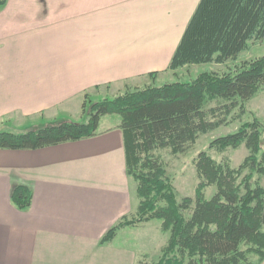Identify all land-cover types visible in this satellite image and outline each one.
<instances>
[{"label": "crops", "instance_id": "1", "mask_svg": "<svg viewBox=\"0 0 264 264\" xmlns=\"http://www.w3.org/2000/svg\"><path fill=\"white\" fill-rule=\"evenodd\" d=\"M200 2L8 0L0 10V129L79 123L86 94L165 75ZM120 123L78 142L0 150V264L138 263L122 243L130 228L100 245L139 205ZM18 186L32 192L28 210L11 201Z\"/></svg>", "mask_w": 264, "mask_h": 264}, {"label": "trees", "instance_id": "2", "mask_svg": "<svg viewBox=\"0 0 264 264\" xmlns=\"http://www.w3.org/2000/svg\"><path fill=\"white\" fill-rule=\"evenodd\" d=\"M7 2L0 0V10ZM251 42L264 43V0H201L168 70L237 61ZM149 77L154 79L157 73ZM263 89L264 56L223 75L206 72L186 83L127 88L122 95L93 104L85 123L61 122L21 134L0 132V150L36 151L89 139L97 135L103 117L117 115L132 148L128 172L137 184L139 205L136 214L112 227L100 245L111 244L123 229L159 220L170 238L156 264H262V121L244 123L235 133L212 141L197 156L195 199L178 202L163 166L150 153L157 148L186 154L201 135L240 119L243 105ZM213 102L217 106L207 108ZM237 109L240 114L229 120ZM242 146L249 154L237 168L227 158L218 162L210 155L211 151L224 154ZM210 187L216 192L207 199L204 191ZM11 201L19 210H28L32 192L18 186ZM251 256L258 257L257 261H250Z\"/></svg>", "mask_w": 264, "mask_h": 264}, {"label": "rangeland", "instance_id": "3", "mask_svg": "<svg viewBox=\"0 0 264 264\" xmlns=\"http://www.w3.org/2000/svg\"><path fill=\"white\" fill-rule=\"evenodd\" d=\"M264 56V43L251 42L249 49L242 53L237 61H230L223 65L217 64H205L197 66H189L180 69L176 72L168 71L165 75L158 77L147 78L126 86L122 91H116L111 89H104L99 92H94L87 97L86 113L84 120H80L79 123H85L88 118V112L93 104L96 102H102L105 99H112L125 93L126 89H143L148 86L161 87L165 84H171L176 82H190L195 80L199 75L211 72L218 75H223L228 72H234L239 67L243 66L245 62L258 59ZM216 103H210L207 108L216 107ZM240 114V109H237L232 117ZM254 119H258L264 123V89L259 92L253 99L243 105V115L235 122L223 125L215 131L201 135L196 142L191 146L189 151L183 155H174L170 149H157L155 148L150 154L157 159L163 169L165 170L166 177L171 181L172 186L176 192L178 202H181L184 198L195 199L196 190L198 187L197 171L195 167V160L197 156L208 150L209 144L220 138L235 133L244 123L251 122ZM76 120H74L75 122ZM121 121V118L117 115L105 116L101 119L98 132L105 131L108 125L116 124ZM78 123V122H77ZM121 124V123H120ZM115 126V125H114ZM10 127V126H9ZM6 126L4 129H0V132L13 131L15 133H24L27 130H21L17 128V132L13 128ZM29 131V130H28ZM262 149L264 151V137L262 143ZM132 148L130 147V151ZM247 149L242 146L238 150H230L224 154H218L214 151L210 152V155L218 162L227 158L230 160L233 167H238L242 164L245 158L248 156ZM131 155V153H130ZM264 186V181H263ZM216 192L215 187H210L204 191L205 197L211 199ZM138 198V197H137ZM139 202V200H138ZM186 217H190V213H186ZM127 241L122 242L124 246L133 249L138 252V263L147 262L148 264H156L162 257V250L167 245L170 235L162 230V222L155 220L146 224H143L136 228H130L127 230ZM118 243H121L120 240ZM258 257L251 256L249 260L252 262L257 261ZM136 263V264H138Z\"/></svg>", "mask_w": 264, "mask_h": 264}]
</instances>
